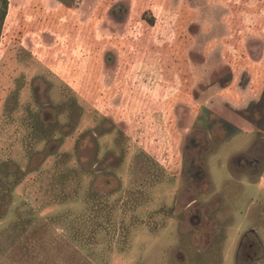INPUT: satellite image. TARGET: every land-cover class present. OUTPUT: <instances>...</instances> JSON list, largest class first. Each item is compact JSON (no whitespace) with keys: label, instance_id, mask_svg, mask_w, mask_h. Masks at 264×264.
I'll use <instances>...</instances> for the list:
<instances>
[{"label":"rangeland","instance_id":"374dc122","mask_svg":"<svg viewBox=\"0 0 264 264\" xmlns=\"http://www.w3.org/2000/svg\"><path fill=\"white\" fill-rule=\"evenodd\" d=\"M4 8L0 264H236L233 229L207 245L189 222L191 143L201 201L252 219L264 164L231 158L264 152V0Z\"/></svg>","mask_w":264,"mask_h":264},{"label":"flooded vegetation","instance_id":"af4514ba","mask_svg":"<svg viewBox=\"0 0 264 264\" xmlns=\"http://www.w3.org/2000/svg\"><path fill=\"white\" fill-rule=\"evenodd\" d=\"M202 140V138L198 139L196 136L191 143L193 153L190 162L192 173L190 174L189 183L192 203L189 212V222L196 231L195 235H201L207 241V245L213 242L216 236H221L224 239V244H227L230 233L226 231V228L233 229L236 234L235 239H237L231 245L235 248L236 264H251L259 260L261 255L264 254V243L260 233V229L264 230V200L256 201L258 205L253 213L254 216L248 214L246 219H249V217H252V219L248 222L244 221L245 225L242 223L241 226H235L239 221L236 215L224 214L225 211L230 212L235 209L236 205L225 207L220 199H213L207 204L202 202L200 198L210 190L212 185L207 167L199 159V155L202 154L200 153L203 146ZM263 164L264 152L249 154L239 152L231 158L232 169L237 167L240 171L249 174L260 173ZM258 185L260 186V182H258ZM248 212L250 213L249 210Z\"/></svg>","mask_w":264,"mask_h":264},{"label":"trees","instance_id":"16d2710c","mask_svg":"<svg viewBox=\"0 0 264 264\" xmlns=\"http://www.w3.org/2000/svg\"><path fill=\"white\" fill-rule=\"evenodd\" d=\"M6 15V8H4L1 12H0V31H1V27H2V23L4 21ZM149 22H152L151 20H148Z\"/></svg>","mask_w":264,"mask_h":264}]
</instances>
